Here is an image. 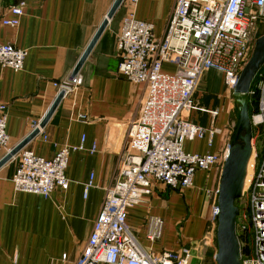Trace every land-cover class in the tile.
<instances>
[{
	"label": "crops",
	"instance_id": "1",
	"mask_svg": "<svg viewBox=\"0 0 264 264\" xmlns=\"http://www.w3.org/2000/svg\"><path fill=\"white\" fill-rule=\"evenodd\" d=\"M21 2L26 7L20 24L10 28L0 23V44L28 53L19 72L0 65V105L7 107L11 149L46 117L58 97L54 83L73 74L115 0H0L2 17L11 19L7 10ZM175 3L139 0L135 16L153 24L160 40L166 35ZM127 5L123 2L82 66L83 85L63 98L42 134L24 148L50 160L65 146L83 145L69 157L68 190L57 189L49 198L18 192L12 182L17 160L0 169V264H76L107 189L118 181L124 166L134 162L127 131L140 113L146 88L129 82L119 72L117 43ZM163 71L175 73L176 66L166 63ZM211 72L201 79L205 86L213 76H220L218 71ZM196 98V109L189 118L219 132L187 141L185 151L202 155L226 151L232 134L229 109L202 103L201 93ZM7 154L0 150V161ZM220 172L218 167L198 172L193 187L181 191L155 184L153 193L127 214L126 223L141 247L153 255L187 253L192 264H215L217 243L212 227L218 199L208 192L218 190ZM155 219L162 220L163 226L160 238L152 242L147 236L154 230Z\"/></svg>",
	"mask_w": 264,
	"mask_h": 264
},
{
	"label": "built area",
	"instance_id": "2",
	"mask_svg": "<svg viewBox=\"0 0 264 264\" xmlns=\"http://www.w3.org/2000/svg\"><path fill=\"white\" fill-rule=\"evenodd\" d=\"M127 1L118 37L119 72L129 82L143 85L146 98L138 117L127 131L128 148L134 162L120 172L118 181L107 189L105 200L76 264H192L187 253L163 252L153 255L144 250L128 227V210L153 193L155 184L173 190H186L194 185L198 172L221 168L228 149L217 154H191L185 151L187 141L213 137L219 130L204 128L189 114L196 109L194 96L203 75L211 70L224 75L228 84H237L255 46L256 35L264 29V0H176L166 35L157 39L154 26L135 16L139 0ZM26 3L11 6V19L2 17L3 26L16 28L24 15ZM28 53L9 44H0V65L19 72ZM176 66L175 73L163 71V65ZM256 81L259 101L251 116L252 124L264 143V73ZM83 85L80 73L54 83L64 98ZM253 92L250 93V95ZM85 118V117H84ZM40 123L34 125L40 129ZM47 139V137H44ZM7 107L0 105V150L9 153ZM254 147V145H253ZM65 146L53 159L47 160L22 149L16 156L17 169L12 182L18 192L49 198L57 189L68 190L66 177L69 157L82 150ZM94 151V148L92 149ZM251 178L242 196L247 195L248 223L241 231L252 234L251 248L243 264H264V148L255 151L249 165ZM92 179L85 187V196ZM208 195L216 201L218 190ZM218 204L214 206L215 217ZM217 219V218H216ZM148 240L161 236L163 222L155 219ZM217 222L212 227L216 238ZM216 264V263H215Z\"/></svg>",
	"mask_w": 264,
	"mask_h": 264
},
{
	"label": "water",
	"instance_id": "3",
	"mask_svg": "<svg viewBox=\"0 0 264 264\" xmlns=\"http://www.w3.org/2000/svg\"><path fill=\"white\" fill-rule=\"evenodd\" d=\"M124 0H115L107 18L104 20L93 40L87 47L72 76L80 73L82 66L96 45L97 41L113 19ZM264 68V34L255 42L253 53L243 68L234 88V96L238 104L239 120L228 148V154L221 168L218 186V216L216 243V264H243L241 246L237 235V220L240 214L236 202L242 197L250 161L253 157V124L250 115L249 96L252 85L260 71ZM64 98V93L58 95L48 114L40 124L44 129L58 105ZM40 133L39 129L13 148L1 161L0 169L9 163Z\"/></svg>",
	"mask_w": 264,
	"mask_h": 264
},
{
	"label": "rangeland",
	"instance_id": "4",
	"mask_svg": "<svg viewBox=\"0 0 264 264\" xmlns=\"http://www.w3.org/2000/svg\"><path fill=\"white\" fill-rule=\"evenodd\" d=\"M263 34H264V29L261 28L259 30L258 34L256 35L257 36L256 40L258 38H260ZM256 40H255V42H256ZM211 71H213V70H211ZM211 71H208V72H211ZM218 75H220V76H213L211 78V81L208 84V86H205L204 83H201V82H200L201 84L199 83L197 92L194 96V102H195V104L197 103L196 95L198 93H201L204 95V100H202V103L207 104V105L212 104L213 109H215V107L219 106V105L225 106L224 108L229 109L230 114H231L232 134L230 136V140L228 143V147H227V149H228L229 145L233 139V136H234V133H235V130L237 127V123L239 120L238 104H237V100L234 96V88L236 85H234L233 82L231 85L228 84L226 82V79L223 77V75H221L220 73ZM256 88H257V85H256ZM254 92H255L254 95L252 94L249 96L250 115L251 116H252V113H251L252 106L256 107L258 104V101H259L258 100L259 99V92H258V95H256L257 91H254ZM260 137H261V135L260 136L258 135L257 129L253 126V142H252V144L254 145L255 151H257V152L263 151V148H264V143H263V140L261 139L262 137L261 138ZM15 158H16V156L13 159H15ZM253 160H254V152H253V157H252L250 162H252ZM247 200H248V197H247V195H245V196H242L237 201V202H239V205H237V206H238V208L240 207L239 208L240 214H239V217L237 220V235L239 237L240 246H241L242 261L246 260V258H247L246 256L248 255L246 248H251V243H252V234H248L249 237L247 239V237H246L247 235L245 236V234L241 231V228H240V227H242L243 224L246 225L247 223L249 226H246V228H250V226H251L250 220L247 219L248 211H249V209H248L249 205H248ZM217 216L218 215H216V218H217ZM215 222H217V219Z\"/></svg>",
	"mask_w": 264,
	"mask_h": 264
},
{
	"label": "trees",
	"instance_id": "5",
	"mask_svg": "<svg viewBox=\"0 0 264 264\" xmlns=\"http://www.w3.org/2000/svg\"><path fill=\"white\" fill-rule=\"evenodd\" d=\"M262 73H264V68L260 71V73L259 74H262ZM258 78H259V76H257V78H256V80H255V82L253 83V85H252V89H251V92H253V95H254V91H257V88H256V81L258 80ZM252 95V94H251ZM256 95H258V91L256 92ZM254 110H255V107H253L252 106V109H251V113L253 114V112H254ZM236 205H239V202H236ZM238 207V206H237ZM240 208V207H239ZM247 235V236H246ZM245 236L247 237V239H248V237H249V235L248 234H245ZM250 239V238H249ZM246 251L247 252H249V248H246ZM244 253V252H243Z\"/></svg>",
	"mask_w": 264,
	"mask_h": 264
},
{
	"label": "bare ground",
	"instance_id": "6",
	"mask_svg": "<svg viewBox=\"0 0 264 264\" xmlns=\"http://www.w3.org/2000/svg\"><path fill=\"white\" fill-rule=\"evenodd\" d=\"M252 142H253V141H252ZM252 145H253V144H252ZM250 164H251V162H250ZM250 164H249V165H250ZM250 177H251V169H250V166H249V168H248V172H247V178H246L245 188H246V186L248 185V182H249Z\"/></svg>",
	"mask_w": 264,
	"mask_h": 264
}]
</instances>
